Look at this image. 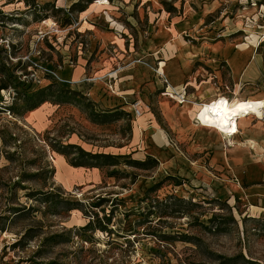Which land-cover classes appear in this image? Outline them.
<instances>
[{"label":"rangeland","instance_id":"rangeland-1","mask_svg":"<svg viewBox=\"0 0 264 264\" xmlns=\"http://www.w3.org/2000/svg\"><path fill=\"white\" fill-rule=\"evenodd\" d=\"M124 1L0 0L5 264H220L224 258L246 264L243 257L264 264V210L193 192L172 167L160 165L159 151L148 147L145 134L134 137L140 121L135 102L148 101L160 121L161 99L182 104L188 96V86L183 97L170 85L166 90L159 69H167L168 57L157 58L163 44L147 48L158 28L152 13L159 9L167 17L163 27L171 29L174 18L179 25L199 14L200 4L133 0L142 6L138 21L128 22L117 11L130 10ZM227 1L229 7L236 2L254 8L241 16L239 45L248 42L251 30L264 31L249 25L259 9L264 18V7ZM222 10L207 22L221 18ZM190 33L181 32L185 40H192ZM114 41L133 45L136 53L119 52ZM151 54L150 78L158 74L164 88H139L134 98H125L126 80Z\"/></svg>","mask_w":264,"mask_h":264},{"label":"crops","instance_id":"crops-1","mask_svg":"<svg viewBox=\"0 0 264 264\" xmlns=\"http://www.w3.org/2000/svg\"><path fill=\"white\" fill-rule=\"evenodd\" d=\"M193 1L195 6L200 4L199 14L187 15V22L179 25L175 24L174 18L172 31L169 26L163 27L167 17L162 16L159 9L156 14L152 13L151 23L158 28L156 36L147 45L148 49H156L158 42L163 44L157 58L164 55L168 59L163 61L167 69L157 67L160 76L168 87L177 88V93L183 86H188L187 100L179 104L161 99L157 107L161 122L150 111L148 101L139 100L142 114L140 121L136 120L138 133L135 135L134 128V137L138 140L145 134L148 147L151 145L159 151L157 159L160 165L172 167L174 174L184 178L183 185H188L193 192L223 195L234 202L264 210V42L258 43L257 39L264 35V31L251 30L248 42L239 45L241 16L253 12L254 8H240L236 2L229 7L225 5L227 0ZM122 4L131 11L119 8L117 11L126 15L128 22L138 21V8L142 4L139 7L133 0H125ZM224 7L226 10L221 18L215 17L207 22ZM147 14L144 11L146 19ZM258 23L264 24V18H260ZM130 24L129 27L134 29ZM188 25L193 28H186ZM217 26L220 31L216 38L211 37ZM191 30L192 40H185L181 32L185 34ZM105 40L102 38L103 43ZM114 43L119 52L136 53L131 44ZM144 58L147 64H139L134 75L125 82V98H134L139 88H164L158 74L156 79L150 78L148 63L153 61L152 54ZM224 85L229 89L225 90ZM219 96L231 101L251 99L260 102V115L236 109L223 119L218 128L198 124L194 117L198 108ZM167 133L172 137L174 147L170 145ZM163 145L169 149L160 150Z\"/></svg>","mask_w":264,"mask_h":264},{"label":"bare ground","instance_id":"bare-ground-1","mask_svg":"<svg viewBox=\"0 0 264 264\" xmlns=\"http://www.w3.org/2000/svg\"><path fill=\"white\" fill-rule=\"evenodd\" d=\"M261 107L262 104L260 102H255L251 99H236L231 101L228 98L219 96L201 105L194 117L200 125L218 128L223 119L227 118V115H230L233 110H249L256 112L257 115H260L259 109Z\"/></svg>","mask_w":264,"mask_h":264},{"label":"built area","instance_id":"built-area-1","mask_svg":"<svg viewBox=\"0 0 264 264\" xmlns=\"http://www.w3.org/2000/svg\"><path fill=\"white\" fill-rule=\"evenodd\" d=\"M249 3L251 5H258L259 8H263L264 7V1H261V0H250ZM259 13H258V17L255 21H252L249 25L252 26V25H256L257 27H264L263 25L264 24H260L258 23L259 19L262 18V15H261V9H259ZM165 83L166 80H164ZM223 88L225 90H228L229 89V86L228 85H224ZM166 90L168 91V85H166ZM169 92H172V91H169ZM174 93L178 94L180 96V93H177L175 91H173ZM168 93V92H167ZM170 94V93H168ZM181 94H185V86L182 87V93ZM180 97H183V96H180ZM133 113L136 117H139L141 114H142V107L140 105V101H137L134 103L133 105ZM0 264H5V261H4V258H3V255H2V249L0 248Z\"/></svg>","mask_w":264,"mask_h":264},{"label":"trees","instance_id":"trees-1","mask_svg":"<svg viewBox=\"0 0 264 264\" xmlns=\"http://www.w3.org/2000/svg\"><path fill=\"white\" fill-rule=\"evenodd\" d=\"M262 42H264V39L260 43H262ZM78 165H81V164H78ZM243 260H244V262L246 264H254V262H256V261L247 259L245 257H243ZM220 264H237V263L234 262V259L233 258H224L223 261Z\"/></svg>","mask_w":264,"mask_h":264}]
</instances>
